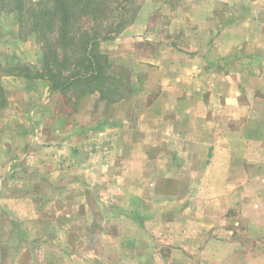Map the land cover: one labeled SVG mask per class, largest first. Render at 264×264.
Masks as SVG:
<instances>
[{"label":"crops","instance_id":"1","mask_svg":"<svg viewBox=\"0 0 264 264\" xmlns=\"http://www.w3.org/2000/svg\"><path fill=\"white\" fill-rule=\"evenodd\" d=\"M153 4L144 0L134 23L100 42L112 63L133 70L132 94L109 102L101 143L73 145L70 128L56 126L52 112L54 96L65 94L46 78L23 77L28 87L45 86L44 98L18 118L15 144L14 132L0 131V168L10 176L46 171L52 205L68 202L55 189L79 192L86 228L78 232L94 244L68 250L72 258L80 253L78 264H264V53L257 31L264 0ZM31 68L41 69L42 58ZM11 77L22 76L3 80ZM88 96L107 101L99 92ZM71 170L81 173L77 180L56 179ZM9 178L0 188L15 186ZM7 193L0 206L10 218H41L21 209L27 199ZM71 232L62 230L64 249Z\"/></svg>","mask_w":264,"mask_h":264},{"label":"rangeland","instance_id":"2","mask_svg":"<svg viewBox=\"0 0 264 264\" xmlns=\"http://www.w3.org/2000/svg\"><path fill=\"white\" fill-rule=\"evenodd\" d=\"M157 2L158 0H155V5L153 4L152 8L156 7ZM219 11L223 13L225 8H222ZM261 18L264 22V15H262ZM258 30L261 32L260 38H263L261 41L263 43L261 49L262 53H264V25L261 29H257V31ZM254 34L255 28L250 29V35L254 36ZM255 46L256 45H251L250 47L254 48ZM245 50L246 47L244 46L243 52ZM38 52L40 54L34 37H29L28 39H21L19 37L15 15H4V17L0 19V61L4 65L31 67L36 64L40 65L41 56H39ZM244 59L245 57L239 61L234 59L232 61L233 66H237L241 61L244 62ZM113 64L118 73L122 74V72H125L123 75L130 78L132 86V67L128 64L122 63ZM253 67L254 66H252V68ZM21 78L23 77H11L10 79L12 80L10 83L5 82L2 79L3 85L8 93L9 102H7L5 107L0 108V131L14 132V134H10L9 136L10 141L14 144L17 134L15 131L19 125H22L19 124L20 122H17L19 121L18 118L28 116V114L34 109L38 110L39 107L37 106H40L45 94V86L38 85L33 89L28 87L27 84H24L25 82L22 83L23 80ZM27 80L30 83L33 82L29 81L32 79ZM33 90H36L37 93H33ZM87 96L76 97L72 94L62 95L61 93H58L54 96L55 109L52 112L56 119V126L70 128L73 145H78V142L87 140L92 142L93 147H95L96 145H99L98 143H101L98 138L100 134L99 131L104 129L105 124L108 123L109 119H105V117L108 115L107 113L110 112V103L109 101H106L105 103L96 102L94 96H88V98H86ZM74 117L77 119L75 120ZM74 121H76V125H74ZM79 124L82 126L81 130H79V127H74ZM42 143L45 144L46 142ZM92 144L91 148H93ZM62 148L60 150H62ZM65 148L63 150H66ZM78 148L79 146H74V149ZM0 161L4 163V158H2V160L0 159ZM45 163L46 159L44 157L40 164ZM80 174L81 173L77 170H71L64 174H58L56 179H60L61 181H73L77 180ZM6 176L10 177V184L15 186L0 188V195H3L2 193L5 192H11L13 195L16 193L17 196H22L27 200H24L21 209L29 215L38 211L41 218L37 221H31L30 219H27L26 221L12 219L10 218L8 210L2 205L0 206V264H18L17 261H19V264H65V261L68 258V260H74V264H78V255H80V253L76 251L72 258L71 254L73 253H70L68 250H72V248L76 249L80 245L84 247V244L85 247L86 245L94 244L90 236H83L78 232L79 230H84V228H86L81 221L82 213H80V211H83V209H80L78 206V198L80 197L79 192L74 190L73 193L64 194L62 190L55 189V196L60 199L67 196L66 200L68 202L52 205L50 201L48 202L46 200V189L50 185H48V183H50V177L46 171L42 172L37 170L22 172V175L17 173V176L14 173L13 176H10L9 173L4 172V170H1L0 168V187H4L2 186L4 183L2 181ZM20 179L22 182H19ZM31 200L34 204L30 202ZM27 202L28 204H26ZM52 213H55L56 216L52 217ZM57 213H59V216H57ZM63 213L74 214L67 217V215H64ZM64 227H68L72 231L70 237L71 247L66 246V249L62 246L67 239V237L62 234ZM83 254L85 256L94 255L93 253L88 252ZM85 256L83 257L85 258Z\"/></svg>","mask_w":264,"mask_h":264},{"label":"trees","instance_id":"3","mask_svg":"<svg viewBox=\"0 0 264 264\" xmlns=\"http://www.w3.org/2000/svg\"><path fill=\"white\" fill-rule=\"evenodd\" d=\"M144 0H0V19L15 15L21 39L34 37L42 68L0 61V108L7 105L4 76L46 78L52 89L84 97L99 92L116 102L131 95L130 78L118 73L100 42L134 23Z\"/></svg>","mask_w":264,"mask_h":264}]
</instances>
